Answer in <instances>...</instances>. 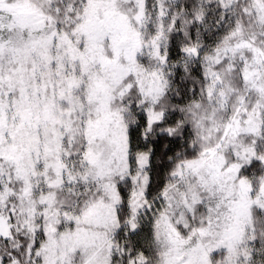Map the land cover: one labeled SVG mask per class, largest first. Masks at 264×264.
Returning a JSON list of instances; mask_svg holds the SVG:
<instances>
[{"label":"snow or ice","instance_id":"1","mask_svg":"<svg viewBox=\"0 0 264 264\" xmlns=\"http://www.w3.org/2000/svg\"><path fill=\"white\" fill-rule=\"evenodd\" d=\"M0 264H264V0H0Z\"/></svg>","mask_w":264,"mask_h":264}]
</instances>
